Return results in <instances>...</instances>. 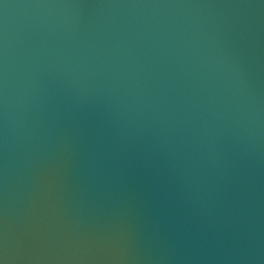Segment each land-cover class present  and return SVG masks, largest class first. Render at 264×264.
<instances>
[{
  "label": "water",
  "instance_id": "1",
  "mask_svg": "<svg viewBox=\"0 0 264 264\" xmlns=\"http://www.w3.org/2000/svg\"><path fill=\"white\" fill-rule=\"evenodd\" d=\"M0 264H264V0H0Z\"/></svg>",
  "mask_w": 264,
  "mask_h": 264
}]
</instances>
